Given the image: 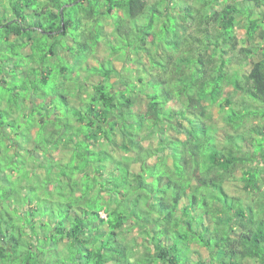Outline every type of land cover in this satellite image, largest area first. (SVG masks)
<instances>
[{
	"label": "trees",
	"instance_id": "trees-1",
	"mask_svg": "<svg viewBox=\"0 0 264 264\" xmlns=\"http://www.w3.org/2000/svg\"><path fill=\"white\" fill-rule=\"evenodd\" d=\"M0 264H264V0H0Z\"/></svg>",
	"mask_w": 264,
	"mask_h": 264
},
{
	"label": "rangeland",
	"instance_id": "rangeland-1",
	"mask_svg": "<svg viewBox=\"0 0 264 264\" xmlns=\"http://www.w3.org/2000/svg\"><path fill=\"white\" fill-rule=\"evenodd\" d=\"M236 31L238 32V31H240V28L239 27H237L236 28ZM258 58V56L257 57H255V59H257ZM224 94H225V96H228V97H232V98H235L237 95L234 93V91H233V88L232 87H227L226 89H225V91H224ZM214 111H215V113H217V117H218V107H215L214 108ZM250 121H255V120H253V119H250ZM221 123V125H223V122H220ZM104 215V214H103Z\"/></svg>",
	"mask_w": 264,
	"mask_h": 264
}]
</instances>
